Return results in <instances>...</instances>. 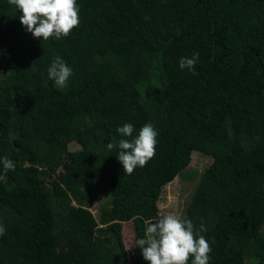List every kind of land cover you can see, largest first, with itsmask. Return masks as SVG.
<instances>
[{
    "label": "trees",
    "instance_id": "obj_1",
    "mask_svg": "<svg viewBox=\"0 0 264 264\" xmlns=\"http://www.w3.org/2000/svg\"><path fill=\"white\" fill-rule=\"evenodd\" d=\"M76 2L79 26L45 41L0 0V158L15 164L0 181V264H148L127 228L143 238L183 173L209 264H264V0ZM197 52L195 74L181 70ZM55 57L72 68L63 89L47 77ZM124 123L158 132L131 175L106 147L131 139ZM195 154L212 160L199 177Z\"/></svg>",
    "mask_w": 264,
    "mask_h": 264
},
{
    "label": "clouds",
    "instance_id": "obj_2",
    "mask_svg": "<svg viewBox=\"0 0 264 264\" xmlns=\"http://www.w3.org/2000/svg\"><path fill=\"white\" fill-rule=\"evenodd\" d=\"M19 11V21L25 31L33 38L49 40L67 37L79 26V7L76 0H8ZM199 53L181 57L179 68H187L195 74V65ZM72 75V68L60 57H55L47 69V77L54 87L63 89ZM120 139L107 144V149H118L117 160L122 165L123 173L131 175L137 167H144L155 156L158 132L151 123H145L133 136L134 126L124 123L116 129ZM2 172L0 181H7V173L14 171L15 164L7 156L0 158ZM143 238L135 239L130 246L138 247L148 264H209L212 248L204 235L207 229L203 224L199 231L191 219L176 212L161 215L155 222H146ZM6 231L0 224V236ZM129 246V247H130Z\"/></svg>",
    "mask_w": 264,
    "mask_h": 264
},
{
    "label": "rangeland",
    "instance_id": "obj_3",
    "mask_svg": "<svg viewBox=\"0 0 264 264\" xmlns=\"http://www.w3.org/2000/svg\"><path fill=\"white\" fill-rule=\"evenodd\" d=\"M71 148L73 150L78 149V145L73 144ZM211 161V159L202 154H195L193 163L190 166L191 171L189 172H192L196 177H199L204 168H207L211 164ZM184 175L185 173L179 176L181 178H177L175 182L165 187L159 204L160 208L163 209L164 214H167L168 212H176L185 218V204L186 201H188V197L192 194V190L189 189L191 188L190 184L192 183V180L188 177V175L186 178H183ZM88 206L94 212H97L102 206V203H88ZM126 233L127 244L132 245L130 241H132L133 235L128 231V228ZM130 250L132 254L134 250L131 246L129 247V251Z\"/></svg>",
    "mask_w": 264,
    "mask_h": 264
}]
</instances>
